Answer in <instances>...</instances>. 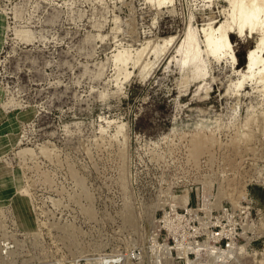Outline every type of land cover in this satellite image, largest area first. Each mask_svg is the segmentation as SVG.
Wrapping results in <instances>:
<instances>
[{
  "label": "rangeland",
  "instance_id": "rangeland-1",
  "mask_svg": "<svg viewBox=\"0 0 264 264\" xmlns=\"http://www.w3.org/2000/svg\"><path fill=\"white\" fill-rule=\"evenodd\" d=\"M228 4L0 0V264H264V96L231 85L256 35L202 49Z\"/></svg>",
  "mask_w": 264,
  "mask_h": 264
},
{
  "label": "bare ground",
  "instance_id": "bare-ground-1",
  "mask_svg": "<svg viewBox=\"0 0 264 264\" xmlns=\"http://www.w3.org/2000/svg\"><path fill=\"white\" fill-rule=\"evenodd\" d=\"M147 1L150 2L152 0ZM171 1L172 0H153L155 6L158 8H163L165 6L168 7ZM228 2L231 11L228 14V20L226 18L225 20L227 21L223 23L221 22V24L219 23L220 25L215 24V26H217L215 29L211 28V22L208 25L206 23L208 28L205 27L203 30H201L202 33H204L202 49L206 56L219 58L220 56L222 57V55L227 54L233 46L227 39V34L229 31L230 33H235V35H237V37L240 39L243 38L244 35L249 36L248 34H255V47L249 49L247 57L245 58L247 59V72L246 70L245 72L243 71V73L240 72L241 74L239 73L240 76L238 80L230 84L234 87V89H236V91H239V89L244 87L243 85L249 79L255 77L256 82L261 86V94L264 96V0H228ZM170 41H172V37L164 40V42H162L163 45H154L150 60L143 62V64L141 63L140 66L138 65V76L141 79L145 78L149 74L153 65L159 60L163 51H165V44ZM147 46L148 44H144L141 49L136 50L137 53L135 52L136 54L133 59H130V55L128 54V56H126V53H124V55L122 51H117L114 53V55L112 54V60L114 63L113 66L116 68L118 73L117 76L123 74V79H126L130 73L126 70L127 64L129 62H132L133 66L138 64L139 60L147 49ZM230 51H232V49ZM261 52H263V55L260 54ZM179 53L181 56V59L178 62L179 69L181 71L189 70V77L191 79L200 77L202 74L204 61L201 57L202 52L196 38V33L193 32L191 28L188 30L183 44H181ZM186 82H188V78H184L181 83ZM233 94H236V92H233Z\"/></svg>",
  "mask_w": 264,
  "mask_h": 264
},
{
  "label": "built area",
  "instance_id": "built-area-1",
  "mask_svg": "<svg viewBox=\"0 0 264 264\" xmlns=\"http://www.w3.org/2000/svg\"><path fill=\"white\" fill-rule=\"evenodd\" d=\"M178 208H176V210H177Z\"/></svg>",
  "mask_w": 264,
  "mask_h": 264
}]
</instances>
